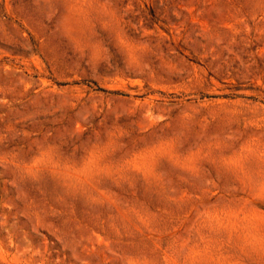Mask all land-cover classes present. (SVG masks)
<instances>
[{
  "label": "rangeland",
  "instance_id": "374dc122",
  "mask_svg": "<svg viewBox=\"0 0 264 264\" xmlns=\"http://www.w3.org/2000/svg\"><path fill=\"white\" fill-rule=\"evenodd\" d=\"M0 264H264V0H0Z\"/></svg>",
  "mask_w": 264,
  "mask_h": 264
}]
</instances>
